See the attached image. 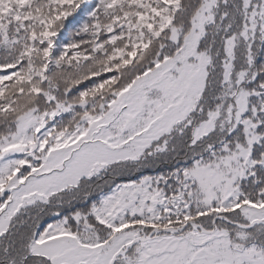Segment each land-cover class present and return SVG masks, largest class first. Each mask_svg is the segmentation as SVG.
<instances>
[{"label":"snow or ice","instance_id":"6c2138e0","mask_svg":"<svg viewBox=\"0 0 264 264\" xmlns=\"http://www.w3.org/2000/svg\"><path fill=\"white\" fill-rule=\"evenodd\" d=\"M0 264H264V0H0Z\"/></svg>","mask_w":264,"mask_h":264}]
</instances>
